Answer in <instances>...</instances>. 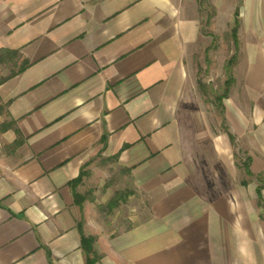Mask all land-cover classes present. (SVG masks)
Masks as SVG:
<instances>
[{
  "label": "crops",
  "instance_id": "obj_1",
  "mask_svg": "<svg viewBox=\"0 0 264 264\" xmlns=\"http://www.w3.org/2000/svg\"><path fill=\"white\" fill-rule=\"evenodd\" d=\"M203 39L170 0H0V74L21 63L0 78V264H264V38L222 113ZM97 154L143 201L123 229L79 230L71 182Z\"/></svg>",
  "mask_w": 264,
  "mask_h": 264
},
{
  "label": "rangeland",
  "instance_id": "obj_2",
  "mask_svg": "<svg viewBox=\"0 0 264 264\" xmlns=\"http://www.w3.org/2000/svg\"><path fill=\"white\" fill-rule=\"evenodd\" d=\"M170 1L182 16H192L200 23L204 39L193 60L195 83L203 103L212 112H218L215 99L224 94L229 80H233L241 47L264 38V0ZM235 12H238L239 25L238 50L233 62L235 46L231 30ZM19 60L18 56H12L0 78L15 72L21 64ZM73 192L74 204L80 212V229L89 219L107 229H123L131 224L143 202L134 192L128 175L117 169L112 159L100 154L94 156L73 180Z\"/></svg>",
  "mask_w": 264,
  "mask_h": 264
},
{
  "label": "trees",
  "instance_id": "obj_3",
  "mask_svg": "<svg viewBox=\"0 0 264 264\" xmlns=\"http://www.w3.org/2000/svg\"><path fill=\"white\" fill-rule=\"evenodd\" d=\"M233 23H234V26H233V28L231 30V39H232V41L234 43V46H235V54H234L233 58L231 59V61L234 62V58L236 57L235 55H236V52L238 50V25H239V22H238V12H235L234 22ZM23 68L24 67H21L20 70H22ZM233 81H234V79L233 80L230 79L229 82H228V84H227V86H226V89H225L224 94L222 96H220V97H217L215 99L216 100L215 103H216L217 107L219 108V110L221 111V113H222V104H221V101H222V99H224V98L227 97L229 88L232 85ZM231 140H232V138H231ZM244 169H245L246 174L247 175H250V173L248 171V166H245ZM71 187L73 188V182H71ZM259 199H260V196H259ZM79 230H81L80 227H79ZM81 240H82L83 251L88 256V254L91 251V239L85 238L84 235L82 234L81 235ZM87 264H90V262L88 260V257H87Z\"/></svg>",
  "mask_w": 264,
  "mask_h": 264
}]
</instances>
